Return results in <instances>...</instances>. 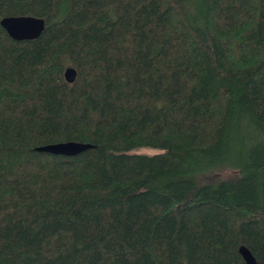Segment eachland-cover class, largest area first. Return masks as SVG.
Masks as SVG:
<instances>
[{"label": "trees", "instance_id": "16d2710c", "mask_svg": "<svg viewBox=\"0 0 264 264\" xmlns=\"http://www.w3.org/2000/svg\"><path fill=\"white\" fill-rule=\"evenodd\" d=\"M22 14L43 27L0 26V264H264V0H0ZM62 140L91 145L34 149Z\"/></svg>", "mask_w": 264, "mask_h": 264}, {"label": "water", "instance_id": "95a60500", "mask_svg": "<svg viewBox=\"0 0 264 264\" xmlns=\"http://www.w3.org/2000/svg\"><path fill=\"white\" fill-rule=\"evenodd\" d=\"M0 26L6 31L9 37L14 40L31 39L36 37L43 27V19L33 15H5L0 17ZM75 76V69L71 65H66L63 69V77L70 82ZM88 142L76 140H62L57 142L45 143L34 147L36 150L47 151L53 154L74 155L89 147ZM244 255V254H243ZM248 262L251 258L248 254L244 255Z\"/></svg>", "mask_w": 264, "mask_h": 264}, {"label": "rangeland", "instance_id": "374dc122", "mask_svg": "<svg viewBox=\"0 0 264 264\" xmlns=\"http://www.w3.org/2000/svg\"><path fill=\"white\" fill-rule=\"evenodd\" d=\"M160 149H157V148H152V147H146V146H139V147H134L131 149V151H134V152H139V153H153V152H157L159 151ZM241 252L246 255L247 251L242 247L241 248Z\"/></svg>", "mask_w": 264, "mask_h": 264}]
</instances>
